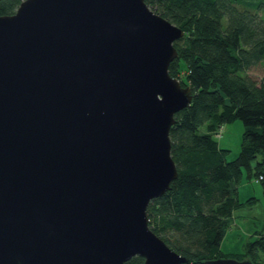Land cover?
<instances>
[{"label":"water","instance_id":"1","mask_svg":"<svg viewBox=\"0 0 264 264\" xmlns=\"http://www.w3.org/2000/svg\"><path fill=\"white\" fill-rule=\"evenodd\" d=\"M182 33L145 0L0 14V264L187 260L146 210L177 174L168 130L192 95L167 66Z\"/></svg>","mask_w":264,"mask_h":264},{"label":"trees","instance_id":"2","mask_svg":"<svg viewBox=\"0 0 264 264\" xmlns=\"http://www.w3.org/2000/svg\"><path fill=\"white\" fill-rule=\"evenodd\" d=\"M21 0H0V14L12 13ZM179 26L171 76L191 89L189 103L173 114L170 156L176 177L147 205L149 226L187 257L178 264H203L226 257L220 241L230 227L242 167L259 180L264 195V0H145ZM260 64L259 79L247 71ZM242 123L239 149L227 159L215 134L224 122ZM253 198V197H251ZM247 198L246 201H251ZM264 222L237 259L264 264ZM133 255L125 264H143Z\"/></svg>","mask_w":264,"mask_h":264},{"label":"rangeland","instance_id":"3","mask_svg":"<svg viewBox=\"0 0 264 264\" xmlns=\"http://www.w3.org/2000/svg\"><path fill=\"white\" fill-rule=\"evenodd\" d=\"M262 72L263 68L259 63L247 71L255 79H259ZM218 130L215 134L217 143L228 149L225 156L230 159L239 149L242 123L236 118L222 123ZM253 176L255 175L242 167L237 182V198L244 203L235 208L230 227L220 241V249L229 256H235V253L242 249V245L254 236V231L259 230L264 222V195L259 180H255ZM248 197L253 198L251 201H246ZM260 253L264 254V251Z\"/></svg>","mask_w":264,"mask_h":264},{"label":"crops","instance_id":"4","mask_svg":"<svg viewBox=\"0 0 264 264\" xmlns=\"http://www.w3.org/2000/svg\"><path fill=\"white\" fill-rule=\"evenodd\" d=\"M234 210H235V209L232 210V215L235 213ZM233 212H234V213H233ZM234 215H235V214H234Z\"/></svg>","mask_w":264,"mask_h":264}]
</instances>
